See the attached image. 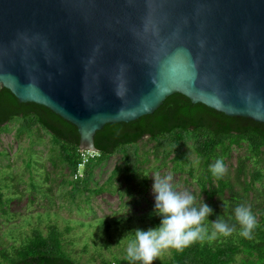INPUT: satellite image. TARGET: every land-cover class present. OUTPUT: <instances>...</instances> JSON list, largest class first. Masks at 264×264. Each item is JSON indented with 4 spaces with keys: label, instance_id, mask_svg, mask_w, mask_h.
Listing matches in <instances>:
<instances>
[{
    "label": "water",
    "instance_id": "1",
    "mask_svg": "<svg viewBox=\"0 0 264 264\" xmlns=\"http://www.w3.org/2000/svg\"><path fill=\"white\" fill-rule=\"evenodd\" d=\"M0 88L80 151L173 94L264 124V0H0Z\"/></svg>",
    "mask_w": 264,
    "mask_h": 264
},
{
    "label": "trees",
    "instance_id": "2",
    "mask_svg": "<svg viewBox=\"0 0 264 264\" xmlns=\"http://www.w3.org/2000/svg\"><path fill=\"white\" fill-rule=\"evenodd\" d=\"M13 122L18 124V137L36 130L47 134L58 148L59 158L70 176L76 174L81 163L76 127L45 107L18 102L7 89L0 88V133ZM145 137L153 143L150 153L141 151L139 146ZM94 148L98 156L80 169L81 177L67 182L72 195L101 194L104 187H98L93 181V171L113 156H119L120 163L114 167L111 178L118 176L127 191L137 183L146 187L147 171L142 166L148 162L149 155L155 161L163 156L170 157L172 171L186 173L194 180L204 196L203 203L213 210L207 217L209 222L221 216L230 225L235 224L234 209L240 205L249 207L256 217L251 239L240 236L237 225L230 236L218 235L213 241L206 239L182 250L171 249L169 257L161 261L155 259L152 264H264V124L227 117L201 104L194 105L180 94H173L151 115L129 123L105 125L94 135ZM234 148H244L245 155L237 158L230 172L227 160ZM217 159H222L227 169L221 178L214 177L210 171V165ZM1 190L0 185V208L3 205ZM153 209L154 205L146 213L147 219L158 227L161 217L152 214ZM114 223L118 225L119 221ZM208 227L211 231V226ZM104 229L108 232L109 227L105 225ZM125 257L126 253L121 258L102 259L99 264H129ZM0 264L91 262L75 259L67 250L64 234L50 226L46 233L34 230L19 245L0 250Z\"/></svg>",
    "mask_w": 264,
    "mask_h": 264
},
{
    "label": "rangeland",
    "instance_id": "3",
    "mask_svg": "<svg viewBox=\"0 0 264 264\" xmlns=\"http://www.w3.org/2000/svg\"><path fill=\"white\" fill-rule=\"evenodd\" d=\"M17 125L10 123L0 133V153H3L0 156L3 196L0 250L19 245L34 230L46 233L50 226H55L64 234L67 250L80 262L99 264L102 259L121 258L134 238L135 229L155 228L146 215L155 203L153 175H171L175 190H187L195 196L196 204L203 202L204 196L194 180L186 173L171 170L170 157L161 156L155 161L152 155L142 166L147 171L146 187L137 183L127 191L118 176L111 178L114 167L120 163V157L113 156L93 171V181L104 187L101 194L72 195L67 182L75 178L59 158L58 148L50 137L41 130L18 137ZM139 146L141 151L150 153L153 143L145 137ZM187 152L194 160L191 151L187 149ZM243 155L244 148L233 149L227 160L230 172L237 158ZM170 250L163 251L157 260L169 257Z\"/></svg>",
    "mask_w": 264,
    "mask_h": 264
},
{
    "label": "clouds",
    "instance_id": "4",
    "mask_svg": "<svg viewBox=\"0 0 264 264\" xmlns=\"http://www.w3.org/2000/svg\"><path fill=\"white\" fill-rule=\"evenodd\" d=\"M210 171L214 177L221 178L227 169L223 160L217 159L210 165ZM153 179L155 203L152 214L161 217L160 223L146 231L134 230V238L126 249L125 258L129 264H152L165 250H182L197 241H213L218 235L230 236L237 230V225L240 236L252 238L256 217L249 207L240 205L234 209L235 224L230 225L221 216L209 222L207 217L212 214V208L202 200L197 206L195 196L187 190H175L171 175H153Z\"/></svg>",
    "mask_w": 264,
    "mask_h": 264
},
{
    "label": "built area",
    "instance_id": "5",
    "mask_svg": "<svg viewBox=\"0 0 264 264\" xmlns=\"http://www.w3.org/2000/svg\"><path fill=\"white\" fill-rule=\"evenodd\" d=\"M96 156H98V154L96 153V151H81V163L78 167V170L76 172V174H74V178L76 179V177H81V171L80 169L85 165L86 162H88V160L95 158Z\"/></svg>",
    "mask_w": 264,
    "mask_h": 264
}]
</instances>
